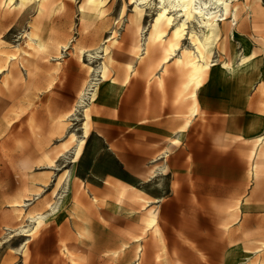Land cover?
Instances as JSON below:
<instances>
[{"label": "rangeland", "instance_id": "374dc122", "mask_svg": "<svg viewBox=\"0 0 264 264\" xmlns=\"http://www.w3.org/2000/svg\"><path fill=\"white\" fill-rule=\"evenodd\" d=\"M227 2L211 46L214 64L197 91L199 110L169 153L178 147L179 154L164 155L176 132L134 135L127 142L138 154L133 167L114 142L123 131L110 128L120 99L131 114L137 102L185 122L192 102L189 90L178 98L185 75L173 57L161 67L156 44L149 53L132 50L135 0H104L97 13L86 0H50L41 12L38 0L22 12L0 3V264L264 262V175L255 180L247 161L264 137V0ZM158 8V0L143 6L142 37ZM197 20L185 31L199 33ZM114 30L116 42H104ZM30 31L42 49L24 42ZM181 41L189 46L187 34ZM89 81L97 83L95 98L79 103ZM84 123L88 136L75 160ZM69 132L77 141L64 149ZM145 208L155 210L158 236L142 234ZM37 213L45 218L27 236Z\"/></svg>", "mask_w": 264, "mask_h": 264}, {"label": "bare ground", "instance_id": "6f19581e", "mask_svg": "<svg viewBox=\"0 0 264 264\" xmlns=\"http://www.w3.org/2000/svg\"><path fill=\"white\" fill-rule=\"evenodd\" d=\"M103 1L104 0H86L88 4L87 7L93 12H100V5L103 3ZM1 2L3 4L12 3L14 4V7L19 10V12H22L30 9L31 0H0V3ZM48 4H50V0H38V12L43 11ZM147 4L148 0H135V14L130 16L128 20V29L129 31L134 33L132 39V50L136 52L143 51L144 53H149L151 50L150 47L156 44L158 47L157 52L161 53V59L157 65H160L161 67L166 64L170 60V58H174L176 65L185 75V81L182 84V90L179 92L178 98L184 95L182 94L183 92H188L189 90L186 98L192 100L191 104H189L190 106L188 112L185 115V124L188 125L191 118H193L199 110L196 99L197 91L203 85V76L214 64L211 63L212 60H210L211 46L214 43L216 36H218L220 33L218 21L225 19L223 15L227 10L228 2L227 0H158L159 8L157 9L156 17L154 18L152 24H150L148 35L142 37V27H140L139 22L142 17L143 6ZM257 6L258 8H261L260 5ZM122 17L123 10L120 18L122 19ZM195 18H198L197 22L199 24V27H201V29H199V33L193 31L192 29L185 31L188 27L187 24ZM231 21H234V16ZM234 25L235 22L229 24L230 28L228 27L227 29L228 33L231 31ZM184 34L188 35V47L182 46L181 40ZM25 37L26 40L24 42L26 44L33 43L36 49H42L43 44L40 42L35 32H25ZM116 39L117 35L116 31L114 30L111 34V37L109 39H106L104 42H116ZM226 45H228V40H226ZM107 48L108 47L106 45L103 50L106 52ZM252 56H254V54ZM247 58L248 57L240 58V63H243ZM131 65L132 59L128 61L127 66L131 67ZM222 65L225 68H231V63L229 61L223 62ZM106 71L107 66L102 63V65L100 66V78L103 79L106 76ZM96 84L97 83L91 81L90 84L87 85V87H84L79 92V103L82 102V99L86 94H90L89 98L91 99V102L94 100L97 91V86H94ZM92 86L94 87L89 89V87ZM90 90L91 92L89 93L88 91ZM85 116L87 115L85 114ZM87 136V124L84 123L82 137L78 141L76 140L75 134L73 132H69L68 138L61 141L60 146L66 149L69 143L77 141L74 157L76 160L82 150ZM168 139L169 140L167 146H165L164 155H168L171 152V147L180 143L178 133L173 134ZM54 161L55 160H51L50 163H54ZM247 161L250 162L249 167L251 170L249 173L251 174V176L255 180L263 178L264 137H257L254 140L253 145L249 149ZM150 163V166H148L147 170L145 171L147 172L146 180H150L152 176H154L158 168L154 159ZM161 172L163 174H166V169L162 168ZM48 208H50L51 210L55 209V207H52V205H49ZM239 208L240 207L238 201L234 206L232 212L239 211ZM44 218L45 215H43L42 213H37L35 216L31 217L35 224L33 225V229L30 230V232L27 234V236L32 234L37 229V227H39ZM156 225L157 216L155 210H153L152 208H145L142 234L151 229L154 234L158 236V228L156 227ZM135 240L138 241L139 239L136 238ZM260 245L261 247H264V241L260 242ZM251 264H264V262L255 261Z\"/></svg>", "mask_w": 264, "mask_h": 264}, {"label": "crops", "instance_id": "0c3cea01", "mask_svg": "<svg viewBox=\"0 0 264 264\" xmlns=\"http://www.w3.org/2000/svg\"><path fill=\"white\" fill-rule=\"evenodd\" d=\"M130 106L131 105L128 102V100L120 99L118 104L114 107L115 122L110 126L112 131L114 129L116 130V132L118 130L123 131V134L121 135V137L119 139L115 138L114 142L119 141L118 145H119L121 156L124 157V159L126 160V163L129 165L132 164V160L130 158L134 156L136 157L138 155V154H135L131 156L132 154L129 153L128 151L129 149H128L127 142L134 135L136 136L145 135L147 136V138H156V137L158 138L160 136H164L165 134L169 132L170 133L186 132L187 129L190 127V124L189 125L185 124L184 118L183 119L179 118L180 116L177 118L161 117L159 110H156L155 108L150 109L149 107L140 106V104L137 102H136L135 108H133V114H131L132 107ZM184 126H186V128L183 129L182 127ZM177 148L168 156L172 157L176 155L179 151V149ZM171 173L172 171L169 170L168 174H171ZM150 181H152V179Z\"/></svg>", "mask_w": 264, "mask_h": 264}]
</instances>
